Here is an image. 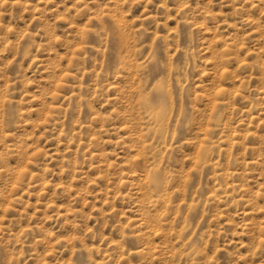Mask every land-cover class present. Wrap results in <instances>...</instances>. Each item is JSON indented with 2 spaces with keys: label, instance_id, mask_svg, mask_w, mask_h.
I'll return each instance as SVG.
<instances>
[{
  "label": "rangeland",
  "instance_id": "rangeland-1",
  "mask_svg": "<svg viewBox=\"0 0 264 264\" xmlns=\"http://www.w3.org/2000/svg\"><path fill=\"white\" fill-rule=\"evenodd\" d=\"M0 264H264V0H0Z\"/></svg>",
  "mask_w": 264,
  "mask_h": 264
}]
</instances>
